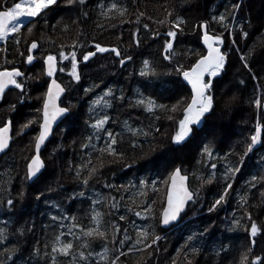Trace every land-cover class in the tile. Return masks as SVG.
<instances>
[{"label":"trees","instance_id":"16d2710c","mask_svg":"<svg viewBox=\"0 0 264 264\" xmlns=\"http://www.w3.org/2000/svg\"><path fill=\"white\" fill-rule=\"evenodd\" d=\"M15 2L19 0H5V5L11 6ZM113 3L128 9L124 17H120L116 11L107 12ZM233 3L240 4L235 21L229 15ZM101 4L104 5L103 9L99 7ZM165 6L172 11L170 19L174 20L180 16L187 21L183 32H178L174 42L176 55L173 63L178 61L187 68L198 59L197 54H206L207 50L202 43V31L194 30L193 25L207 21L209 34L223 35L224 44L221 48L228 53L225 74H222L223 84L217 85L215 80L213 81L215 101L230 99L232 95L238 98L231 110L217 111L215 117L208 121L210 126L220 128L227 126V134L221 131L216 137L209 136L204 139V134L201 133L199 138L191 143L189 137V141H185L187 147L178 154L170 151L171 148L178 147L171 143V137L178 129V121L183 118V112L166 113L157 110L155 113H148L142 106H132L137 98V89L145 96L156 99L157 103L171 105L176 103L177 99H183L185 102L191 99L187 82L175 73L172 65L162 59V46L166 39L164 33L168 30V24L166 22L160 25L156 21L164 19L167 15ZM83 12H87L86 17ZM102 12H106L107 15H102ZM139 13L144 15L140 16ZM220 14L229 16L228 22L234 26V30L225 29L212 19L213 16ZM73 20H77L78 23L74 24ZM125 20L128 22H122ZM137 20L139 23H136ZM249 20L250 27L246 23ZM145 23L159 33L156 38L143 29ZM240 24H244L249 33L247 39L240 35ZM28 27H33L31 34L27 32ZM137 28L140 29L139 47H136L132 41V34ZM14 38L20 39L21 43L18 46L14 43ZM232 39L236 40L235 45L232 44ZM33 40L39 45L38 61L29 68L25 56L20 53H26L28 45ZM74 40L84 45L77 50L78 59L82 53L94 50V43L99 42L102 46L118 47L122 57L132 55L133 60L121 67L119 59L122 57H116L112 53H98L87 64L79 65L78 71L81 77L79 82L69 75L70 62L61 63L59 68L64 67L65 70L59 71L57 78L67 89L64 101L66 106H71L72 119H67L51 140L43 156V179L39 184L25 179L26 164L33 155L34 137L38 133L39 122L22 134L15 131L12 147L0 161V200L6 202L11 198L14 201L11 210L7 208L6 203L0 206V228L6 227L8 230L6 246L13 247L15 242L19 241V251L14 259L23 257V260H27L33 245L38 243L43 247L44 242L51 239L54 234H58L61 230L67 232V226L71 221H64L65 227L61 229L58 222L51 220V216L61 214L75 216L77 223L85 228H94L96 225L91 217L95 210L104 213L100 230L105 231L109 239L83 238L89 244L86 249L79 247L81 241H74V251H84L85 254L88 251L93 252L92 264L97 262L107 264L98 255L103 252L104 247L109 249L107 254L109 260L117 254L122 236L117 237L116 244L111 242L114 223H119L122 231L127 227L128 234L133 238L126 242L123 251L128 254L120 258V264H173V261L176 264H186L185 256L189 254L192 246L199 249L198 254L192 258V264H238L240 256L247 247L251 246L249 234L244 231V228L250 227L251 223L247 215L250 213L252 220H255L258 226L264 227V195H261L264 193V182L257 181L256 188L249 187V181L253 176H264V162L261 160V157H264V146L257 145L245 158L241 172L232 181L233 188L226 202L212 212L208 209L223 191V173L226 167L237 162L238 155L243 153L246 144L250 142V136L255 133L257 122L262 125L261 141L264 142V71L261 70V61H264V0H87L82 11L73 10L71 13L66 12L62 5L49 11L43 19L36 17L34 26L29 20L22 31L10 38L7 52H0V66L19 68L27 75L39 77L28 81L26 87L31 97L34 93L42 92L43 95L47 77L40 57L53 54L59 59L58 53L71 51L70 46ZM253 45H256V48L249 60V67L252 68L249 72L244 68L240 55L246 53ZM237 48L239 52L236 51ZM145 59H148L158 72L168 74L147 79L140 77L139 71ZM253 76L256 79H253ZM166 81L180 82L179 94L174 98H169L172 92L162 93L158 87ZM240 81L244 83L241 84ZM144 84H149L150 87L145 90ZM96 85L99 87H95ZM89 87L94 90L85 93L84 89ZM167 87L175 91L173 85L168 84ZM108 88L114 92V97L110 98L111 107L104 110L98 108L97 112L110 117L105 128L113 133H121V137H118L121 141L117 146L118 150L126 152L128 158L136 157V163L132 168L124 167L120 162L109 164L108 161L112 158L105 155L103 167H99L98 173L89 179L87 186H84L81 179L88 176L89 168L99 165L98 158L101 153L97 149L104 146L106 139L103 133L97 138L96 133L89 127V123L92 122L90 117L96 115L90 113L89 108L92 100ZM121 93L123 100L118 99ZM256 98L261 99L260 109H257L253 103ZM15 99L14 95L9 97L7 92L5 100H0V126L5 118H11L14 129L18 131L19 123L23 122L27 108L39 100L25 101V105L29 106L18 104L17 111L10 112L8 103L14 102ZM21 110L23 114L18 116ZM169 115L173 119H168ZM210 115L211 113L206 114L205 119ZM157 116L159 119L156 118ZM125 121L132 128L141 129L149 135L133 136L125 129ZM155 128H160V132H155ZM89 136L93 139L88 148H83V144L89 143ZM201 140L203 143L200 142ZM133 142L142 148H131L130 143ZM92 145H95V148ZM206 146L212 148V158L204 154L203 149ZM89 157L92 159V164L87 165L82 171L81 178H77V167L86 164ZM173 162L174 167H179L190 177V189L199 188L200 198L196 204L189 206L179 227L166 235L161 227L155 229L164 237L159 242L158 249L154 246L147 251L133 249L128 252V245L136 239L137 231L148 228L150 224L154 225L155 221L140 219L132 212H128L127 208L131 206L134 211L140 210L132 204L133 199L142 206L155 201L159 202V207L154 211L158 215L165 200L166 187L162 181L172 172ZM213 163L216 165L215 170L211 168ZM213 171H215L213 182L201 187L200 178L207 179ZM141 180H146L149 184V187L144 189L143 196L139 195ZM152 181H156L158 191L152 189ZM105 183L117 186L131 184L135 187L116 190L105 188ZM21 191L25 193L23 199L19 198ZM80 191L85 192L82 198L76 195ZM40 192L44 194L40 199H36ZM159 193L162 196L157 199ZM245 193L248 195V200L246 204H242L240 197ZM69 197L74 198L69 199ZM112 197H115V200H112ZM96 200L100 203L94 204L93 201ZM144 201L147 204H143ZM113 203L116 204L115 208L110 207ZM154 206L155 204L152 205L153 209ZM122 214L127 217L125 221H119V216ZM234 220L240 221V227L233 225ZM132 221H135V224ZM20 228L25 229L22 237L17 232ZM73 231L79 234V229ZM201 233L203 235H200ZM189 236L196 238L189 243ZM64 239L71 240L72 237L65 236ZM186 243H188L187 248H185ZM221 244L226 250L216 255ZM139 247L142 246L138 245L137 248ZM0 251H3V246H0ZM255 255L264 256V233L256 237V245L252 249L250 259ZM20 264H23V261H20ZM40 264H45V261L42 259ZM57 264H68V259L58 257Z\"/></svg>","mask_w":264,"mask_h":264},{"label":"snow or ice","instance_id":"6c2138e0","mask_svg":"<svg viewBox=\"0 0 264 264\" xmlns=\"http://www.w3.org/2000/svg\"><path fill=\"white\" fill-rule=\"evenodd\" d=\"M87 4V0H19V2H15L11 6L5 7V0H0V42H4L5 44L8 41L10 34L19 33L21 28L23 27L22 18H28L32 21L33 26L35 24V18L41 17L43 19L48 15L49 11L55 10L56 8H60L62 5L66 12L71 13L73 10L82 11L84 6ZM101 9L104 8V5H99ZM240 4L233 3L231 9L229 10V15L231 19L235 21L236 13L239 11ZM118 12L120 17H124L128 12L127 8H121L116 3H113L108 9L107 12ZM165 12L167 15L164 19L156 21L160 25H164L166 22L168 24V30L164 33L166 39L163 42V50H162V59L167 61L170 65H172V69L179 76H182L183 81L187 82V85L191 86V99L188 102H185L183 99H177L174 104H165V103H157L156 99H153L151 96H145L143 92L137 89V98L135 99L132 106H142L144 110L148 113H155L157 110L163 111L166 113H176L177 111L183 112V118L178 121V129L175 132V135L171 137V143L178 146L171 148L170 151L173 154H178L183 152L184 148L187 147L185 141H189V137H191V141H196L200 134H204V139H207L209 136L216 137L223 131L227 134V126L223 128L210 126L208 121L212 120L215 117L217 111L222 110H231V107L234 102L237 101V97L232 95L230 99L222 100L220 102H216L213 94V81L217 85L223 84L222 74H225V66L228 60L227 51H222L221 47L224 44L223 35H211L208 32V22L200 21L193 25V29H200L202 31V42L207 47L206 55H198V59L194 61L189 67L185 68L178 61L173 63L174 56L176 55L174 49V42L176 41L178 32L182 33L184 27L187 24V21L180 16H177L174 20L170 19L172 17V11L169 10L165 6ZM102 15H107L106 12H102ZM83 15L86 17L87 12H83ZM140 16H143L144 13H139ZM149 19H151L149 17ZM213 20L220 23L225 29L234 30V26L228 22L229 16L225 14H220L218 16H213ZM128 22V21H122ZM46 23V21H45ZM73 23H78L77 20H73ZM139 23V20L136 21ZM248 26H251V21H246ZM67 30V26H65ZM143 29L148 31L153 38H156L159 33L153 31L149 24H143ZM240 35L242 38L247 39L249 33L245 29L244 24L239 25ZM33 31V27H28L27 32L31 34ZM82 34V33H80ZM140 29L137 28L136 31L132 34V41L136 47L140 46ZM14 43L18 46L21 41L18 38H14ZM232 44H236V40L232 39ZM63 47V45L61 46ZM71 51L65 53L64 51H60L58 53L60 61H69L71 64V71L69 75L77 82L80 80V73L78 71L80 64H87V62L96 57L97 54L104 53H112L116 57H122L121 51L118 47L112 46H102L101 43L96 42L93 45V49L91 51H87L81 54V57L78 59L77 50L79 48L84 47L82 43L78 40H74L71 44ZM38 48V43L36 40L30 42L27 48L26 53H20V55L25 56V62L28 65H33L34 60L37 59V56H34L32 53L34 50ZM256 45H253L248 49V51L244 54L240 55V60L243 62L244 68H246L249 72L252 71V68L249 67V60L252 58L255 52ZM239 52V48L236 49ZM0 52H7V48H0ZM5 62H7L6 56L4 57ZM43 62V66L45 67L44 74L47 78L45 81L46 91L41 96H37L36 99L40 100L41 105L35 109L37 115L32 116L30 118H24L23 122L19 123L18 134L24 133L27 129H29L33 124L39 122V133L34 137V149L35 155L28 160L26 164V173L25 179L29 181H33L34 184H39L43 179V175L41 170L44 168V163L40 158L41 147L45 145V142L48 140L49 136L52 135V129L55 122L61 117L65 116L66 119H72V117L67 116L66 114L71 112V106H60L58 103L60 96L65 92V88L61 86L60 83L54 78L55 73L57 71L58 63H57V55L47 54L46 56L40 57ZM133 60L132 55H126L119 59V65L123 67L125 63ZM143 67L139 71L140 77L145 79L150 77H159L161 75H165L168 73H160L157 69L151 65L148 59L142 61ZM64 67H60L59 71L63 72ZM261 70L264 71V61H261ZM217 77H221V79H216ZM39 77H32L27 75L25 71L20 70L19 68H12L9 70L8 68H4L0 66V100H5L6 90L8 91V96H15L16 99L14 102L9 101L8 108L10 112L17 111V105H25V101H31L32 97L29 95L28 89L26 87L27 82L33 79H38ZM208 78V79H206ZM253 79H256L253 76ZM243 84V81H240ZM168 84L174 86L175 91L173 89H169L167 87ZM95 87H99L96 85ZM143 87L147 90L150 87L149 84H144ZM158 87L164 92H172V95L169 97L174 98L179 94L180 82L178 81H166L162 82ZM18 90V91H16ZM94 88L89 87L85 88V93L93 91ZM114 97V92L111 88H108L102 94H99L92 100L91 106L89 108L90 113H96L95 116L90 117L92 122L89 123V127L93 129L96 133L97 138H99L100 134L106 137L104 140V146L97 149L101 156L98 158L100 163L98 166H93L88 169V176L81 179V183L84 186H87L89 183V179L99 171V167H103L104 160L103 157L106 155L111 157L112 159L108 161L109 164L120 162L124 167L132 168L136 163V157H127V153L124 151L118 150V144L121 142L118 137H121V133H113L111 130H107L105 125L108 123L110 117L107 114L101 115L97 112V109H108L111 107V99ZM118 99L123 100V94L118 97ZM255 107L260 109L262 107L261 99L256 98L253 101ZM29 106V105H25ZM211 113L210 116L205 119L206 114ZM22 110L18 113V116H21ZM159 119V116L156 117ZM168 119H173L171 115L168 116ZM203 121V122H202ZM198 126L194 128L193 126ZM13 127V120L11 118H5L2 122V126H0V154L7 155L10 150V141L12 140V136L10 135ZM125 129L130 132L133 136L143 135L148 136V132H144L138 128H132L127 121L124 122ZM261 129L262 125L257 122L255 133L250 136L248 142L244 148L242 154L238 155L237 162L233 164H229L224 173V188L223 191L219 194L218 198L215 199L214 203L209 207L208 211H214L218 206L222 203L226 202V199L229 195V192L233 188L232 181L235 180V177L238 173L241 172V168L245 163V158L248 157L249 153L253 152V149L257 147V145L264 146V142L261 141ZM155 132L159 133L160 128H155ZM163 135V134H162ZM93 137L89 136V143H85L82 145L83 148H88L91 143ZM203 143V140L200 141ZM95 148V145H92ZM130 147L136 149L141 147L136 143H130ZM204 154L208 158H212L213 151L211 147H204ZM27 159V158H26ZM262 162H264V157H261ZM92 164V159L89 157L86 164H81L77 167L76 177L81 178L82 171L87 168V165ZM211 168L215 170L216 165L211 164ZM201 179V187L204 184H211L215 179V171H213L207 179ZM188 176L183 175L181 169L179 167H174L173 162V170L168 175L167 179L162 181V184L167 188L166 199L162 202L163 207L159 211L157 215L154 212L152 207L156 202L153 201L152 204H147L146 201L143 204H147V206H142V204H137V202L133 199L132 204H134L140 210L134 211L131 206H128L127 211L132 212L134 216L143 219V220H153L155 224H150L148 228L140 229L137 231L136 239L132 244L128 245V252H131L133 249L137 251H147L148 249H153L154 246L156 249L159 248V242L164 239L163 236L158 234L155 229L160 226L166 227L173 224V222L177 221L181 217V213L185 212L186 207L191 204H196L198 199L200 198V190L197 188L196 190H190L188 184ZM264 182V176L256 175L253 176L249 181L250 188H256V182ZM140 192L139 195H144V189L149 187V184L146 180H141L140 182ZM105 188L109 189H127L130 187H135V185H114L111 183H105ZM151 187L153 190H157L156 181H152ZM43 192H40L36 199H40L43 195ZM25 193L21 191L19 193V198L23 199ZM79 197H84L85 192L80 191L77 193ZM264 195V193H261ZM74 197H69L72 199ZM112 200H115V197H112ZM121 200H123V196H121ZM241 203L246 204L248 200V195L245 193L240 197ZM6 203L7 208L11 210L14 207L13 199L9 198L5 201L0 200V206H3ZM94 204L100 203L99 200L93 201ZM110 207L115 208L116 204H111ZM111 214V213H108ZM104 213L99 211H93V215L91 217L92 221L96 225L94 228H85L81 224L77 223V218L75 216H67V215H53L51 216V220L59 223V227L63 229L65 227L64 221H71V224L67 226V232L61 230L58 234H54L51 239L44 242L43 247H41L38 243L33 245L32 249L28 254V259L23 260V257H18L14 259L16 253L19 251V241L15 242L13 247L6 246V242L8 240L7 228H0V246H3V251H0V264H20V261H23V264H40V261L43 259L45 264H57L58 257H64L68 259V264H92L93 252L88 251L85 254L84 251H74V241H81L79 247L82 249H86L89 247V244L83 238H99L101 240H108L109 236L105 231L100 230V225L102 223V217ZM126 215H120L119 221H125ZM247 218L250 223V227H245L244 231L248 232L251 246L246 248V251L240 256L238 264H264V256L255 255L251 256L253 247L256 245V237L258 234L264 233V227L258 226L255 220H252L251 214L247 215ZM7 223V222H5ZM135 224V221H132ZM233 225L236 227H240V221L234 220ZM74 229H79V234L74 232ZM151 229V230H149ZM31 231V229H28ZM19 236H23L25 229L20 228L17 229ZM200 235H203L201 233ZM65 236H71V240H65ZM122 236V239L119 240L120 248L117 249V254L113 259L109 260L107 247H104L102 253H99L100 259L106 261L107 264H120V258L122 256H126L128 253L123 251L124 246L127 241L132 240L133 238L128 234L127 227L121 229V225L119 223L112 224V237L111 242L113 244L117 243V237ZM195 236H189L188 242L190 243ZM140 245L142 247L137 248ZM188 247V243L185 244V248ZM50 249V250H49ZM226 250L224 245L221 244L220 250L217 251L216 255L220 254V251ZM199 249L195 246H192L189 250V254L185 256L186 264H192V258L198 254ZM151 255V253H149ZM99 264V262H97ZM173 264H176L173 261Z\"/></svg>","mask_w":264,"mask_h":264},{"label":"water","instance_id":"95a60500","mask_svg":"<svg viewBox=\"0 0 264 264\" xmlns=\"http://www.w3.org/2000/svg\"><path fill=\"white\" fill-rule=\"evenodd\" d=\"M205 46H206V45H205ZM37 49H38V48H37ZM37 49L34 50V52L32 53L33 55L35 54V52L37 51ZM221 50H222V49H221ZM34 62H35V60H34ZM34 62H33V63H34ZM57 63H58V65H59V61H58V60H57ZM45 67H46V66H45ZM57 70H58V67H57ZM57 73H58V72L56 71V73H55V77H54L56 80H57V78H56V77H57ZM57 82L60 83L58 80H57ZM60 84H61V83H60ZM61 86L64 87L62 84H61ZM190 88H191V86H190ZM6 91H8V90H6ZM65 95H66V90H65V92L60 96V99H59V101H58V103H59L60 106H62V107H64V105H63L62 103H63V99H64ZM66 115L69 116V113L66 114ZM66 120H67V119L65 118V116H61V117L55 122V124L53 125L52 135L49 136L48 140L45 142V145H43V146L41 147L40 158H41L42 161H43V157H42V156H43V153L46 151L48 144H49L50 141L53 139L56 130H57V129L61 126V124H62L64 121H66ZM10 135L12 136V140L10 141V147H11L12 142H13V127H12V130H11ZM34 155H35V149H34ZM34 155H33V156H34ZM2 157H3V154H0V160H1ZM42 171H43V170H41V173H42ZM181 172H182V171H181ZM182 174H183V175H186V174H184L183 172H182ZM189 181H190V179H189V176H188V181H187L188 186H189ZM190 203H191V202H189V205H190ZM189 205L186 207L185 212L187 211ZM185 212H184V213H185ZM184 213H181V216H182ZM180 222H181V217H180V219H178L177 221L173 222V224L167 226L166 228H171L173 225H175V224H179ZM163 227H164V226H163Z\"/></svg>","mask_w":264,"mask_h":264},{"label":"rangeland","instance_id":"374dc122","mask_svg":"<svg viewBox=\"0 0 264 264\" xmlns=\"http://www.w3.org/2000/svg\"><path fill=\"white\" fill-rule=\"evenodd\" d=\"M7 6H10V5H9V4H6L5 7H7ZM27 20H29V19H28V18H22V21H23V22H25V21H27ZM201 33H202V32H201ZM10 35H11V34H10ZM0 43H1V42H0ZM2 43H4V42H2ZM6 44H7V43H6ZM7 45H8V44H7ZM34 55L37 56V53H35ZM70 71H71V70H70ZM43 89H45V87H44ZM43 89H40V90H43ZM37 95L41 96V95H42V92H41V93H34V94H33V96H32V100H33V102H34V100H36V99H35V96H37ZM40 105H41L40 100L37 101V102H35V103H32V104L30 105V107L27 108V110H26V112H25V117H24V118H30V117H32V116H36L37 113H36L35 109H36L37 107H40ZM18 130H19V129H18ZM16 132H18L17 129H16ZM161 196H162V194L159 193V194L156 196V198L159 199ZM158 207H159V202H158V203H155L154 211H156ZM161 229H162V228H161Z\"/></svg>","mask_w":264,"mask_h":264},{"label":"flooded vegetation","instance_id":"af4514ba","mask_svg":"<svg viewBox=\"0 0 264 264\" xmlns=\"http://www.w3.org/2000/svg\"><path fill=\"white\" fill-rule=\"evenodd\" d=\"M13 131L15 132V131H16V129H13Z\"/></svg>","mask_w":264,"mask_h":264}]
</instances>
